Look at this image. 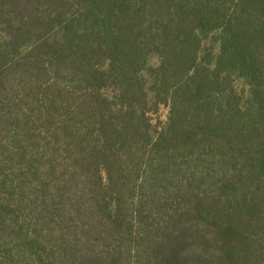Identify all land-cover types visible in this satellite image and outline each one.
I'll use <instances>...</instances> for the list:
<instances>
[{
    "label": "trees",
    "instance_id": "16d2710c",
    "mask_svg": "<svg viewBox=\"0 0 264 264\" xmlns=\"http://www.w3.org/2000/svg\"><path fill=\"white\" fill-rule=\"evenodd\" d=\"M0 264H264V0H0Z\"/></svg>",
    "mask_w": 264,
    "mask_h": 264
},
{
    "label": "rangeland",
    "instance_id": "374dc122",
    "mask_svg": "<svg viewBox=\"0 0 264 264\" xmlns=\"http://www.w3.org/2000/svg\"><path fill=\"white\" fill-rule=\"evenodd\" d=\"M206 44L208 45L209 44V41L206 42ZM150 64L152 66H156L157 65V59L156 58H151L150 59ZM237 87L239 90L243 89L244 88V84L242 81H237ZM168 108H162L159 113L157 115H153L152 118H153V124L157 125L158 122L160 123H164L166 122L167 120V117H168Z\"/></svg>",
    "mask_w": 264,
    "mask_h": 264
}]
</instances>
